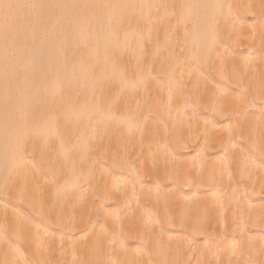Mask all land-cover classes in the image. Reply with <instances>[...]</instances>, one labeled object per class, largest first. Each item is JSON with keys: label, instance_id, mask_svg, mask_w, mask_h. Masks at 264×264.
<instances>
[{"label": "bare ground", "instance_id": "obj_1", "mask_svg": "<svg viewBox=\"0 0 264 264\" xmlns=\"http://www.w3.org/2000/svg\"><path fill=\"white\" fill-rule=\"evenodd\" d=\"M0 264H264V0H0Z\"/></svg>", "mask_w": 264, "mask_h": 264}]
</instances>
